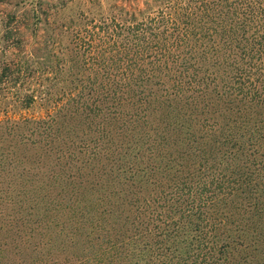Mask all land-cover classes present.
I'll return each instance as SVG.
<instances>
[{
    "label": "trees",
    "instance_id": "obj_1",
    "mask_svg": "<svg viewBox=\"0 0 264 264\" xmlns=\"http://www.w3.org/2000/svg\"><path fill=\"white\" fill-rule=\"evenodd\" d=\"M140 6L0 38V255L27 228L41 264H264V0Z\"/></svg>",
    "mask_w": 264,
    "mask_h": 264
},
{
    "label": "rangeland",
    "instance_id": "obj_2",
    "mask_svg": "<svg viewBox=\"0 0 264 264\" xmlns=\"http://www.w3.org/2000/svg\"><path fill=\"white\" fill-rule=\"evenodd\" d=\"M146 0H0V38L4 44L11 43L13 48L21 49L22 47L29 51L36 52L44 41L56 42L60 29L55 31L54 27L68 23L70 20L77 22L82 15L94 17L99 11L107 13L116 12V8L120 5L128 6L131 4L141 5ZM42 6V11L50 16V22L54 27L50 30L49 26L41 24V20L45 19L36 13V8ZM39 20V21H38ZM62 29V28H61ZM20 44V45H19ZM27 116H44L47 114L45 107L39 104L33 106L26 111ZM2 173V171H1ZM12 187L0 185V193H6ZM15 188V187H13ZM19 189V188H18ZM6 195L0 196L2 199ZM25 206L28 207L24 203ZM42 205V204H41ZM4 213V212H3ZM11 213V210L5 212ZM27 214V213H25ZM24 232L17 231L15 234L10 232L6 236L4 247L0 255V264H41L39 259L48 262L43 254L35 253V245L38 244L31 240H25L27 235ZM30 230V228H28ZM46 232L48 239L52 241L57 254L62 249L68 250V253L77 254L79 248L72 247V241L67 235H61L57 229ZM73 257V256H72ZM49 263V262H48ZM46 264V263H42ZM60 264V263H58Z\"/></svg>",
    "mask_w": 264,
    "mask_h": 264
}]
</instances>
